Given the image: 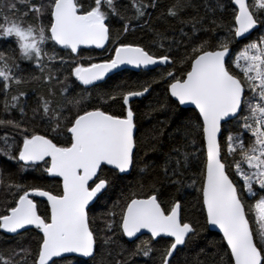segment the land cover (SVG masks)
I'll return each instance as SVG.
<instances>
[{"label": "snow or ice", "instance_id": "snow-or-ice-1", "mask_svg": "<svg viewBox=\"0 0 264 264\" xmlns=\"http://www.w3.org/2000/svg\"><path fill=\"white\" fill-rule=\"evenodd\" d=\"M131 6L135 15L125 18L119 13L117 0H40L39 4L33 0H0V39L12 38L14 45L0 51L3 110L5 113L18 110L21 116L19 121L0 119V126L10 125L22 137V143L11 144L7 136L0 138L5 145L0 148V155L16 163L23 162L22 171L29 166L35 169L43 162L46 165L43 171L61 181L56 192L37 185L10 183L7 189L12 199L0 212V230L19 235L30 226L40 234L36 250H24V259L18 264L29 261L57 264L54 258H62L64 254L94 259L97 249L114 237L98 238L94 220L89 216L90 202L106 197L118 187L120 174L130 172L135 166L140 142L130 104L134 98L148 94L154 83L163 81L170 97L178 102L175 109L194 106V114L189 117L172 110L171 104L153 109L171 111L169 125L174 123L175 127L167 136L170 141L178 136L182 141L180 147H174L165 156L167 182L177 187V193L187 180H191L189 187L199 185L200 214H206V224L222 233L221 242L211 245L223 249L213 252V264H264V33L244 44L233 57V47L240 40L264 28V0H255L253 4L247 0H229L232 11L227 22L223 19L226 7L221 0L211 3L204 0L203 14L201 5L193 0H174L167 16L179 18L191 9L195 15L182 23L192 25V35L190 43L185 45L175 39L168 40V51L163 55L150 52L138 43L124 42L129 30L135 31L133 23L148 15L149 7H157V0L148 3L132 0ZM21 7L26 9L23 13ZM209 17H212L208 21L213 25L211 29L203 27ZM113 18L124 21L123 32L117 31L115 38ZM209 31L215 43L211 39L198 44L192 42L198 32ZM155 35L161 37L159 47L163 49L166 38L158 32ZM181 35L188 33L182 30ZM109 41L114 48L109 59L99 63L72 61L74 66L68 77L60 80L63 66L68 62L57 57V47L78 54L82 45L103 49ZM181 46L184 52L175 57ZM18 60L31 62L40 70L43 81L51 84L55 80L62 85L59 100L55 88L50 87L48 96H41L40 106L33 110L32 119L39 116L46 125L43 134L21 126L26 116L27 93L20 91L8 96L12 85L23 83L17 74ZM121 65L147 71L159 66L171 70L159 73L158 81L140 85V90L119 92L123 105L127 106L126 112L115 114L92 106L91 96L85 94L88 87H95L96 82ZM72 77V84L66 83ZM78 86L86 87L73 94ZM124 87L127 85L121 86ZM108 98L114 102L118 97ZM229 120L236 121L239 130L229 131L225 137L224 125ZM158 131L163 137L166 128ZM162 145L161 139L150 150L158 151ZM105 166H110L111 176L104 174ZM150 169L153 163L146 162L139 174L144 177L150 174ZM189 169L195 170L194 176L187 175ZM140 187L143 190L142 183ZM149 190L153 194L137 198L138 193L121 189L105 214L110 217L106 227L114 232L118 216V226L125 237L133 238L141 230H147L152 238L161 235L171 238L162 255V264H172L175 252L198 238L197 225L184 219L179 196L165 202L159 192L151 187ZM37 197L46 199L44 214L39 211ZM152 251L149 242L143 241L134 255L148 257ZM0 262L12 264L2 256Z\"/></svg>", "mask_w": 264, "mask_h": 264}, {"label": "trees", "instance_id": "trees-1", "mask_svg": "<svg viewBox=\"0 0 264 264\" xmlns=\"http://www.w3.org/2000/svg\"><path fill=\"white\" fill-rule=\"evenodd\" d=\"M249 4H253L255 0H247ZM34 3L39 4L40 0H33ZM87 2V0H85ZM148 3L149 0H144ZM204 0H193V3L201 5L200 12L204 13L203 9ZM212 0H210V3ZM225 5L226 10L223 13V19L225 22L231 20L230 13L232 11L231 7H228L229 0H221ZM174 3V0H157V7L147 9L148 15L138 22L133 23V32L131 29L124 42L127 43H138L144 46L150 52L156 53L158 55L166 54L168 51V40L175 39L180 41L182 45L189 44V36L192 35V25L190 23L184 24L182 21L188 20L190 16L195 15L191 9L185 11L179 18H170L167 16L168 7ZM132 0H117V8L120 15L125 18L133 17L135 15L134 9L132 8ZM26 9L21 7L20 11L23 13ZM219 15V13H218ZM31 16L28 17L30 22ZM212 19L209 17L205 21L203 27L211 29L213 25L208 21ZM139 25V27L137 26ZM147 24V26H145ZM124 21L119 18H113L111 27L113 29V38L117 31L123 32ZM188 33V36H182L181 31ZM160 33L162 37L166 38L164 43L165 47L161 49L159 47L161 43V37L155 35V33ZM262 33H264V28L253 31L246 39L240 40L233 47V54L238 52L242 46L250 41L256 40ZM223 35V32L220 33ZM211 39L215 43V39L212 38L211 31L204 33L198 32L194 39V43H199L202 40ZM12 38L8 41L0 39V51H6L10 47H14L11 43ZM175 47V45H173ZM57 57H62L68 63L63 66V71L60 73V80L64 81L65 77H68L71 67L74 66L72 61H83L84 63L92 62L98 63L102 62L104 59H109L111 54L114 52L113 43L108 42L107 46L101 50L97 51L95 49H82L78 51V54H72L70 50H60L58 47L55 49ZM184 52V47L181 46L179 53H174L175 57H178ZM17 63L20 65V70L17 73L23 78V83L20 85H12L11 91L8 96L17 95L20 91L27 93V107L25 109L26 116L23 118L24 123L22 127L27 126L28 129L36 130L40 134H43L45 124L41 122L39 116L35 119L33 117V110L40 106V97L48 96V90L50 87H54L57 93L56 99L59 100L60 88L62 85L57 84L55 80L51 84L43 81L41 77L40 70L36 68L31 62L18 60ZM56 66L59 67L58 61ZM171 70V68L165 69L164 67H158L152 71L139 70L133 71L128 69H122L109 77H107L102 82L96 83L95 87H88L86 95H90L92 98V106H100L102 110H107L109 112L120 114L126 111V106L123 105L122 96H119V92L128 90H140V85L145 84V82L151 83L153 80H159V73L163 71ZM239 71V70H237ZM178 74V73H177ZM242 76V73H240ZM74 77L68 79L66 83L72 84ZM78 83V82H77ZM122 85H127V87L121 88ZM2 83H0V119L7 120H21V116L18 110H13L11 113H5L3 110V101L5 96L2 91ZM86 86H78L74 88V93H80ZM109 95H115L118 98L113 102L108 98ZM173 99L170 98L167 92V83L159 82L152 85L151 91L140 99H135L131 101L130 106L132 107L136 116V137L138 139L139 147L137 149L136 164L131 169L128 174H120V179L118 181V187L110 190L106 197H102L99 201H96L92 206H90L89 216L94 220L93 227L96 230V235L101 240L107 237H114L108 244L97 249V254L94 259H82L74 256L62 257L56 259L57 264H162V255L166 248L170 245L171 240L165 238H158L157 240H152L146 235H141L131 241H128L119 229V217L116 218L117 227L114 232L107 230V224L110 221V217L105 215L111 208L113 203L117 200L120 195L121 189L125 192L138 193V197H143L146 195L153 194L150 191V187L155 189L160 193V199L162 201L168 202L174 200L179 196L183 204L182 215L186 221H191L197 225V232L199 233L198 238L193 242L189 241L186 247L180 248L179 251L175 252L172 258V264H213V252L223 249H215L211 247L212 243L215 242L217 245L221 242V236L213 231L208 230L206 225L205 214H200V194L197 191L199 185L195 187H189L191 180L185 182V186L181 188L179 193H177V187L169 185L167 178L165 176V156L171 153L174 147H180L182 141L180 137H176L174 141H170L167 132L172 131L175 124L169 125V116L171 111L160 112L153 111V109H158L162 104H171L175 111L182 113L184 117L193 116L194 110L190 108L179 109L174 108L176 104ZM163 122V123H161ZM166 128V133L163 137L159 135V129ZM225 131L224 136L228 135L229 131L236 132L238 127L236 126V121L229 120L227 124L224 125ZM7 136L8 143H22V137L16 130L10 125L0 126V138ZM15 137V140L12 138ZM152 137H156L152 140ZM146 138L147 142H146ZM163 140L162 147L158 151L152 152L150 149L153 145L159 144L160 140ZM4 141L0 139V148H4ZM148 153L145 156V153ZM146 162L153 163V169H150V174L141 177L139 170L144 168ZM22 163H16L15 161L7 159L5 156L0 155V212H3L4 208L7 206V202L12 199L11 195L8 193L7 186L10 183H20L26 186L37 185L50 189L53 192L59 190V185L61 181L58 178H51L43 171L46 165L43 162L39 163V167L33 169L29 166L25 170H21ZM104 174L111 176L110 168H104ZM188 176L192 177L195 175V170L189 169ZM141 183L143 184V190H141ZM39 205V211L44 214L47 210V204L44 200L37 199ZM118 211V209H117ZM40 234L37 230L29 228L27 231L20 232L19 235H7L0 231V256L3 259H9L12 264H18V262L24 259V250L35 251L38 244ZM143 241H148L152 253L148 257H144L142 254H136L137 245L141 244ZM201 249L205 252L201 253ZM14 253H19L18 255H13ZM199 254V256H198ZM2 264V262H0ZM29 264L31 262L29 261Z\"/></svg>", "mask_w": 264, "mask_h": 264}, {"label": "water", "instance_id": "water-1", "mask_svg": "<svg viewBox=\"0 0 264 264\" xmlns=\"http://www.w3.org/2000/svg\"><path fill=\"white\" fill-rule=\"evenodd\" d=\"M248 2V1H247ZM253 32V31H252ZM252 32H251V34H252ZM249 36V35H248ZM247 36V37H248ZM246 37V38H247ZM243 40V39H242ZM108 44V42H106V45ZM82 49H86V50H88V49H95V50H97V51H101V50H103V49H99V48H96L95 46H80V49L78 50V51H80V50H82ZM68 50H70V49H68ZM99 63V62H98ZM159 67H163V66H159ZM155 68H158V67H154L153 69H155ZM122 69H128V70H133V71H139V70H145V69H137V68H135L134 66H130V65H121L118 69H116V70H113L112 72H110V73H108V74H106V77L103 79V80H105L107 77H109L110 75H112V74H114V73H116V72H119V71H121ZM103 80H101V81H98V82H96V83H99V82H102ZM169 94V93H168ZM169 96H170V94H169ZM141 98V97H140ZM140 98H134L133 100H135V99H140ZM171 98V97H170ZM171 99H173L174 100V98H171ZM178 103V102H177ZM127 107V106H126ZM182 108H190V109H193L194 110V106H190V105H184V106H181ZM23 163V162H22ZM106 167H108V168H110V166H106ZM129 173V172H128ZM128 173H126V174H128ZM50 177V176H49ZM51 178H58V177H51ZM59 179V178H58ZM60 180V179H59ZM38 198V197H37ZM139 198H141V197H139ZM39 199H42V200H44L45 202H46V199L45 198H39ZM47 203V202H46ZM95 203V202H94ZM93 202H90V206H92L93 204H94ZM205 219H206V214H205ZM207 225V224H206ZM29 228H31L30 226H29ZM207 228H208V230H210V231H213V232H216V233H218L221 237H222V233H220L219 232V230L215 227V226H212V225H207ZM6 234V233H5ZM143 234H146V235H148V236H150L151 237V234L150 233H148L147 232V230H141V232L140 233H137L136 234V236L135 237H133V238H128V237H125L127 240H132V239H135V238H137V237H139V236H141V235H143ZM7 235H12V234H7ZM152 238V237H151ZM158 238H169V237H165V236H163V235H161L160 237H157V238H152V240H157ZM171 239V238H170ZM68 256H74V257H80V256H78L77 254H64V256L63 257H68ZM80 258H82V259H88V258H85V257H80ZM54 259H58V258H54Z\"/></svg>", "mask_w": 264, "mask_h": 264}, {"label": "bare ground", "instance_id": "bare-ground-1", "mask_svg": "<svg viewBox=\"0 0 264 264\" xmlns=\"http://www.w3.org/2000/svg\"><path fill=\"white\" fill-rule=\"evenodd\" d=\"M22 163V162H21ZM37 199H39V198H37ZM42 200V199H41ZM47 204V203H46ZM1 232H3L2 230H0ZM22 232V231H21ZM4 233V232H3ZM143 235H146V234H143ZM125 237V236H124ZM133 240V239H132ZM129 241V240H128ZM131 241V240H130ZM78 258H80V257H78Z\"/></svg>", "mask_w": 264, "mask_h": 264}, {"label": "flooded vegetation", "instance_id": "flooded-vegetation-1", "mask_svg": "<svg viewBox=\"0 0 264 264\" xmlns=\"http://www.w3.org/2000/svg\"><path fill=\"white\" fill-rule=\"evenodd\" d=\"M126 112V111H125ZM146 236H148V235H146ZM148 237H150V236H148ZM151 238V237H150ZM152 239V238H151ZM165 239H169V240H171L170 238H165ZM171 242H172V240H171ZM170 246V245H169Z\"/></svg>", "mask_w": 264, "mask_h": 264}, {"label": "rangeland", "instance_id": "rangeland-1", "mask_svg": "<svg viewBox=\"0 0 264 264\" xmlns=\"http://www.w3.org/2000/svg\"><path fill=\"white\" fill-rule=\"evenodd\" d=\"M236 53L233 54V57L235 56Z\"/></svg>", "mask_w": 264, "mask_h": 264}]
</instances>
